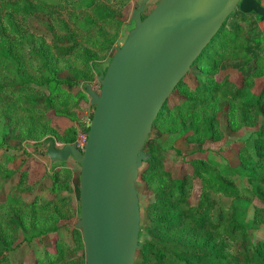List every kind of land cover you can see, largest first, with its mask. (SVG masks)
I'll return each instance as SVG.
<instances>
[{
    "label": "trees",
    "instance_id": "16d2710c",
    "mask_svg": "<svg viewBox=\"0 0 264 264\" xmlns=\"http://www.w3.org/2000/svg\"><path fill=\"white\" fill-rule=\"evenodd\" d=\"M33 16L43 17L48 39L29 29ZM120 16L104 0H0V264H15L12 253L35 239L42 251L17 264H85L74 226V170L56 162L47 181L33 180L25 158L16 164L6 149L11 141L23 154L26 147L46 150L48 139L76 143L85 87L99 73V59L115 50ZM78 29L88 33L84 41ZM69 57L75 66L67 67L72 79L65 80L59 61ZM153 130L178 132L195 147L184 154L175 148L188 166L176 172L161 157L158 137L148 136L143 149L151 157L138 183L150 198L141 208L135 264H264V22L258 15L237 9L228 16ZM244 130L249 134L237 140L234 164L205 147Z\"/></svg>",
    "mask_w": 264,
    "mask_h": 264
},
{
    "label": "water",
    "instance_id": "95a60500",
    "mask_svg": "<svg viewBox=\"0 0 264 264\" xmlns=\"http://www.w3.org/2000/svg\"><path fill=\"white\" fill-rule=\"evenodd\" d=\"M147 2L132 9L133 27L106 68L98 67L100 89L85 87L93 112L84 147L42 144L51 161L80 166L74 226L85 264H135L142 246L136 182L151 157L143 147L153 122L231 13L253 12L264 22L260 0H158L143 16Z\"/></svg>",
    "mask_w": 264,
    "mask_h": 264
},
{
    "label": "rangeland",
    "instance_id": "374dc122",
    "mask_svg": "<svg viewBox=\"0 0 264 264\" xmlns=\"http://www.w3.org/2000/svg\"><path fill=\"white\" fill-rule=\"evenodd\" d=\"M104 1L112 5L114 9H116L121 13L120 18L123 21V25L119 29V35L115 44L116 46L121 45L125 40L129 30L133 27V23H130V16L132 9L134 7H138L139 4L141 3V0H104ZM157 1L158 0H148L146 4L145 12H149L151 8L157 3ZM260 2L264 5V0H260ZM28 27L33 33L37 35H42L46 39L49 38V34L47 33L46 30V23L42 16L31 17L30 22L28 23ZM97 28L98 26L95 25H91V24L86 25V29H91L93 31ZM103 29H106L108 32L111 33L114 32V28L110 29L107 27H103ZM78 34L82 41H84V39L88 36V33H84L79 29H78ZM114 51L115 50L112 49L106 56H104V58L103 57L100 58L99 61L97 62L98 67L104 69L108 65ZM68 66L71 67L75 66L72 57L61 59L59 61V67H60L59 69H60L61 77L65 80L72 79L71 73L67 69ZM234 67L236 66L230 68H234ZM97 75L98 73H95V79L93 81L92 87L96 90H99L100 87L97 82ZM92 112H93V107L89 103V96H88V100H86L83 103L81 110H79L80 126L78 129H80L83 125H85L84 122L86 121L87 118L91 117ZM88 121L89 119L87 120V122ZM3 134H5L3 131V127L2 125H0V135ZM248 134H249V130H244L238 133L235 137L225 138L218 142L206 143L205 147L211 148L213 150H219L221 155L225 156L230 163L234 164L237 158L235 152V146L237 144V140L246 138ZM149 136L158 137V141L161 145L159 153L163 158L164 162L168 164V166H170L171 169H175L176 172L177 171L181 172L183 169L188 167L187 164L184 163L183 161V156L175 153V148L179 149L181 153L184 154L195 147V144L193 142L183 140L181 134L178 132L172 134H165V133L162 134L160 132L158 133L157 131L153 130L151 131ZM57 143L60 145L59 142ZM10 145L11 146L6 149V152L16 156V160H15L16 164H19L25 158L26 161L24 162V164L27 165V167L29 168L32 179L33 180L41 179L42 182L43 180L47 181L46 173L51 167H53L54 163L56 162L51 161L46 156L44 149H41L40 147L38 148L26 147L27 151L25 154H23L22 151L17 147L18 143H16L15 141H11ZM22 147H25V145L24 146L22 145ZM2 151H4L3 148L2 150L0 149V155ZM64 163L74 170L73 196L74 199L76 200L79 189L78 176H79L80 166L72 158H69L68 160L64 161ZM143 165L141 166V168L143 167ZM136 187L139 190L140 206L143 209V207L149 201L150 197L147 194V192L144 191V189L139 185L138 179L136 182ZM250 215H251V211H250ZM258 234L261 233L258 232ZM140 239L142 238L140 237ZM39 251H42V245L35 239L34 242H32L31 244L24 243L21 246H19L12 253V259H14L15 264H17V262L22 260L23 258L29 261L31 253L32 252L38 253Z\"/></svg>",
    "mask_w": 264,
    "mask_h": 264
},
{
    "label": "built area",
    "instance_id": "2783aa9c",
    "mask_svg": "<svg viewBox=\"0 0 264 264\" xmlns=\"http://www.w3.org/2000/svg\"><path fill=\"white\" fill-rule=\"evenodd\" d=\"M88 119H89V121L87 122ZM89 122H90V118H87L86 121L84 122L85 125H83L80 129H78L77 138H76V143L75 144L79 148H83L84 145H85L86 137H87L86 129H87V126H88Z\"/></svg>",
    "mask_w": 264,
    "mask_h": 264
}]
</instances>
